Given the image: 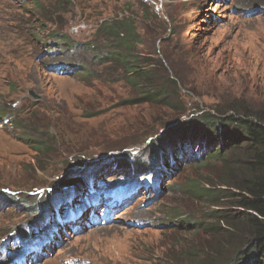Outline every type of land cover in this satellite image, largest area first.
I'll return each mask as SVG.
<instances>
[{
	"label": "rangeland",
	"instance_id": "374dc122",
	"mask_svg": "<svg viewBox=\"0 0 264 264\" xmlns=\"http://www.w3.org/2000/svg\"><path fill=\"white\" fill-rule=\"evenodd\" d=\"M60 1L0 0V245L7 241L9 249L13 238L33 234L46 217L37 201L21 205L14 195L65 197L83 190L78 183L88 173L109 186L126 182L133 175L128 156L162 152L155 138L178 139L183 121L264 107V0H63L68 11L57 12ZM123 17L137 27L139 65L154 73L155 87H173L167 101L135 105L142 86L130 84L134 78L119 64L103 61L107 42L97 27ZM57 31L73 43L57 45ZM57 64L75 71L49 69ZM53 139L48 156L35 150V141ZM170 156L174 163L154 177L161 179L158 189L143 183L110 223L86 225L78 234L61 229L55 238L63 245L27 264H201L210 246L222 258L231 244L175 225L171 215L194 217L202 208L179 190L200 173L186 166L190 157L169 152L161 167ZM139 177L152 185V173ZM190 249L202 251L196 257ZM6 256L0 249V262Z\"/></svg>",
	"mask_w": 264,
	"mask_h": 264
},
{
	"label": "trees",
	"instance_id": "16d2710c",
	"mask_svg": "<svg viewBox=\"0 0 264 264\" xmlns=\"http://www.w3.org/2000/svg\"><path fill=\"white\" fill-rule=\"evenodd\" d=\"M56 4L59 9H56L57 12L68 11L63 8V0ZM96 33L100 39L107 42L103 49V61L119 64L127 75L130 74L129 76L134 78L129 81L130 84L135 87L142 86V98H138L139 101L135 102V105L141 102L155 103L161 99L167 101L174 94L173 87L169 88L170 85L166 82L155 87L154 73L147 71L148 65L140 66L137 62L135 53L140 41L136 24L130 17L119 20L104 19L97 27ZM52 36L57 45L67 46L73 43L67 35L59 31L54 32ZM173 83L177 85V82ZM5 114L10 113L7 111ZM180 127L185 131L174 141L162 139L160 136L155 138L156 145L160 142L163 150L155 156H142L145 154L143 150L139 152L141 154L128 156L130 162L126 166L129 164L133 168V175H128L129 182L117 183H130L129 189L133 190L130 192L143 186V183L159 188L161 179L156 180L155 175L161 176L160 173H165L162 172L163 168H168V165L174 163V156H170L167 166L161 167L166 153L178 154L179 158L190 157L186 166H189L190 170L193 168V171L200 175L191 179L185 188L179 184V190H184L202 205V208L200 207L194 217L182 213L171 217L175 218V225L182 229L202 232L210 239L217 238L220 242L232 245L230 249L227 246L223 248L226 252H223L222 258L216 255V246H210V252L205 253L207 256L201 264H264V107L254 112L241 108L235 113L221 116L206 113L183 121ZM172 129L174 128H167L168 131ZM149 136L150 134H145L144 140ZM54 142V139L35 141V150L48 156ZM79 149L85 150L82 147ZM84 162L85 160H82L78 164ZM205 169L209 171L203 173L207 171ZM143 171L153 174V186L141 180L139 176ZM90 176V173L85 175L83 182L79 181L78 187L84 188ZM159 176L157 178H160ZM2 194L3 192L0 193ZM18 194L13 196L14 199L9 197L8 200L18 199L23 202L21 205L37 201L39 208L45 206L50 209L59 196V193H56L46 200L37 196V200H34L33 193L22 192V196L21 193ZM199 250L201 253L202 250ZM199 250L192 252L190 249L188 252L198 257L196 252Z\"/></svg>",
	"mask_w": 264,
	"mask_h": 264
},
{
	"label": "water",
	"instance_id": "95a60500",
	"mask_svg": "<svg viewBox=\"0 0 264 264\" xmlns=\"http://www.w3.org/2000/svg\"><path fill=\"white\" fill-rule=\"evenodd\" d=\"M30 93L36 98L39 99V95H37L33 90H30Z\"/></svg>",
	"mask_w": 264,
	"mask_h": 264
},
{
	"label": "bare ground",
	"instance_id": "6f19581e",
	"mask_svg": "<svg viewBox=\"0 0 264 264\" xmlns=\"http://www.w3.org/2000/svg\"><path fill=\"white\" fill-rule=\"evenodd\" d=\"M150 188H152L153 190H155V189H158L157 187H155V188H153V187H150Z\"/></svg>",
	"mask_w": 264,
	"mask_h": 264
}]
</instances>
